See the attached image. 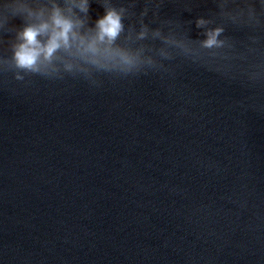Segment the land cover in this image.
Here are the masks:
<instances>
[{
  "label": "water",
  "instance_id": "1",
  "mask_svg": "<svg viewBox=\"0 0 264 264\" xmlns=\"http://www.w3.org/2000/svg\"><path fill=\"white\" fill-rule=\"evenodd\" d=\"M0 264H264V0H0Z\"/></svg>",
  "mask_w": 264,
  "mask_h": 264
},
{
  "label": "clouds",
  "instance_id": "2",
  "mask_svg": "<svg viewBox=\"0 0 264 264\" xmlns=\"http://www.w3.org/2000/svg\"><path fill=\"white\" fill-rule=\"evenodd\" d=\"M203 23V21H198ZM55 24L60 27V31L50 37L46 45H41L37 39L38 35L47 27L42 25L39 28L29 26L26 27L21 33L24 43L20 44L18 50L15 53L16 61L20 67L33 68L41 54L45 57H50L53 52L59 47V40L63 39L65 42L68 38V32L72 25L66 20L57 18ZM99 28L102 36L107 35L110 38H114L120 28L119 16L114 11H109L107 14L98 21ZM220 29L214 30L209 34L208 39L205 41V45L211 47L216 41V36L219 34Z\"/></svg>",
  "mask_w": 264,
  "mask_h": 264
}]
</instances>
